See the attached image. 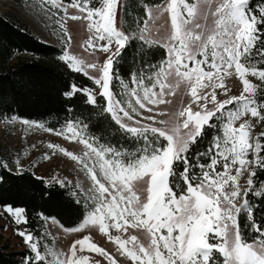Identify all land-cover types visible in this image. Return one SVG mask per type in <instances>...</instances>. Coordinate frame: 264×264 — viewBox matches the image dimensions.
<instances>
[{"label": "snow or ice", "instance_id": "obj_1", "mask_svg": "<svg viewBox=\"0 0 264 264\" xmlns=\"http://www.w3.org/2000/svg\"><path fill=\"white\" fill-rule=\"evenodd\" d=\"M35 7L64 43L65 67L93 85L67 83L60 95L69 105L83 97L80 108L98 109L132 147L106 143L108 129L91 125L84 111L58 129L19 120L80 146L49 142L51 154L41 159L66 157L85 181L57 179L40 193L70 192L77 226L38 214L76 234L64 251L41 244L25 207L5 203L0 174V209L28 253L20 264H264V209L252 202L264 204V132L254 135L264 122V0H161L143 4L131 23L117 18L127 15L128 0H39ZM68 21L84 26L83 57L72 50ZM133 46L141 66L125 81L120 64ZM230 78L241 84L239 95L231 94ZM213 130L206 149L196 151ZM0 169L11 172L3 161Z\"/></svg>", "mask_w": 264, "mask_h": 264}, {"label": "trees", "instance_id": "obj_2", "mask_svg": "<svg viewBox=\"0 0 264 264\" xmlns=\"http://www.w3.org/2000/svg\"><path fill=\"white\" fill-rule=\"evenodd\" d=\"M23 5L33 0H14ZM68 2V0H64ZM161 0H128L127 15L122 14V20L131 23L135 17L142 16V5L145 3L156 4ZM253 5L260 3V0H252ZM98 6V5H97ZM135 26V25H134ZM65 47L49 43L38 36L28 23L11 14L0 12V121H11L15 116L18 119H28L43 123L47 127L60 128L65 120L72 115H78L79 111H84L86 117H90V124H99L102 128L108 129L103 133L105 142L123 145L131 148L132 145L125 141L119 134L116 127L110 126L109 122L102 120L98 109H82L83 97H76L71 105L60 95L63 85L74 82L78 85L92 87V82L80 74L70 72L60 60ZM163 50L151 57L153 62H158L162 57ZM255 63V61H253ZM139 51L137 46L128 50L125 59L121 61L120 72L125 81H128L129 74L140 68ZM260 66V65H258ZM259 83V82H258ZM114 91L119 92V87ZM103 104V101H100ZM71 106L73 113L65 111ZM37 132H45L38 128H33ZM91 132L100 135L97 128L92 127ZM260 132H264L263 127ZM110 133V134H109ZM218 133L213 130L206 138L205 142L196 147V151H204L212 137ZM0 161L6 162L11 168V172L0 169V174L6 177L3 185L5 203H15L27 209L30 223L27 227L36 234H41L45 221L43 217H54L56 221L63 224L65 228H71L79 224L80 218L74 207L69 206L70 192L60 188L52 189L53 195L49 198L47 191L41 196V190L47 189L50 180L46 177L34 173L29 167L22 166L23 171H18L21 166L13 164L15 160L4 156L0 152ZM36 177L43 179L41 184ZM23 177L21 179L20 177ZM258 179L264 180V175L258 173ZM71 188V185L69 186ZM24 193V195H20ZM257 208L264 209V204H260L259 199H253ZM8 225L16 229V225L2 212ZM261 216L257 212V219ZM4 225L0 224V264H20L24 258L21 253L27 255L25 247L14 248L10 240H5L3 236Z\"/></svg>", "mask_w": 264, "mask_h": 264}, {"label": "rangeland", "instance_id": "obj_3", "mask_svg": "<svg viewBox=\"0 0 264 264\" xmlns=\"http://www.w3.org/2000/svg\"><path fill=\"white\" fill-rule=\"evenodd\" d=\"M65 2V1H64ZM39 3V0H33L23 5L16 3L14 0H0V12L11 14L17 18L22 19L38 34L43 40L63 46L64 43L61 41L59 35L54 31L52 22L42 18L39 10L35 7ZM67 3V2H65ZM118 23L122 21V13L118 11L117 14ZM68 28L71 32L74 44L73 52L78 56H85V54L79 48V44L83 39H86V33L84 26L80 22L68 21ZM65 47V45H64ZM99 55V54H97ZM87 58V57H86ZM253 62V61H252ZM254 63V62H253ZM253 83H258L256 78L249 77ZM228 86L232 89L233 95H239L242 90V86L235 78L228 80ZM218 99L223 97L220 93H217ZM179 99V98H177ZM21 119H17L15 122L11 121H0V152L13 160H20L19 166L29 167L34 173L46 177L50 180L64 179L67 178L74 183L79 181L84 183V177L79 175L73 170V164L66 157L57 155L51 162L44 161L41 159L45 152L51 154V150L47 148L49 142L59 144L63 147L69 148L72 151H79L80 146L70 145L67 141L60 137H56L47 132H37L33 128L25 126L19 122ZM237 122V126H238ZM255 124V121H253ZM263 127V122L257 125L254 129V135L258 134L260 129ZM35 144L36 148L33 149L31 146ZM251 159V157H249ZM35 161L36 167L32 166V162ZM13 164H16L15 162ZM18 166V165H17ZM241 184H246V176L241 178ZM3 212V210H2ZM45 227L41 234H36L41 241V244L47 245L50 248L57 250H67L71 240L76 237L75 233H67L62 229L58 228L51 220H45ZM0 224L5 227L3 229V236L5 240H10L12 246L17 249H21L24 246L23 241L19 236L15 234V230L12 229L4 216L0 215ZM51 232L50 236H45V233ZM95 238L99 243L114 251L111 244H108L99 235Z\"/></svg>", "mask_w": 264, "mask_h": 264}]
</instances>
